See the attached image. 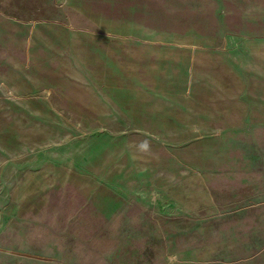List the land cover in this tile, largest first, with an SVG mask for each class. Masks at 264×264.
Masks as SVG:
<instances>
[{"label": "rangeland", "instance_id": "rangeland-1", "mask_svg": "<svg viewBox=\"0 0 264 264\" xmlns=\"http://www.w3.org/2000/svg\"><path fill=\"white\" fill-rule=\"evenodd\" d=\"M260 191L264 0H0V264L222 250Z\"/></svg>", "mask_w": 264, "mask_h": 264}, {"label": "crops", "instance_id": "crops-1", "mask_svg": "<svg viewBox=\"0 0 264 264\" xmlns=\"http://www.w3.org/2000/svg\"><path fill=\"white\" fill-rule=\"evenodd\" d=\"M252 199L255 201L223 212L224 216L235 215L237 218H224L222 228L217 229L222 232V239L219 240L220 244L217 248L222 250L210 251V246L206 251L194 250L190 257H177L171 264H264V191L254 193ZM232 230H237L239 233L253 232L255 233L254 238L260 243L255 242L249 245L256 249L248 255L231 257L228 250L230 234L226 235V233Z\"/></svg>", "mask_w": 264, "mask_h": 264}, {"label": "clouds", "instance_id": "clouds-1", "mask_svg": "<svg viewBox=\"0 0 264 264\" xmlns=\"http://www.w3.org/2000/svg\"><path fill=\"white\" fill-rule=\"evenodd\" d=\"M139 148L141 151H147L149 150V142L147 140H143L139 143ZM174 258L173 257H170L169 258V261H170V264H171V261L173 260Z\"/></svg>", "mask_w": 264, "mask_h": 264}]
</instances>
